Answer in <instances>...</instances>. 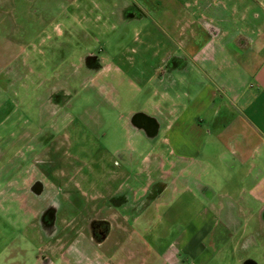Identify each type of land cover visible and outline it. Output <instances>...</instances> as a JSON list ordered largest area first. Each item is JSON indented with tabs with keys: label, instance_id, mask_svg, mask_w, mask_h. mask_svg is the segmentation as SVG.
Here are the masks:
<instances>
[{
	"label": "rangeland",
	"instance_id": "rangeland-1",
	"mask_svg": "<svg viewBox=\"0 0 264 264\" xmlns=\"http://www.w3.org/2000/svg\"><path fill=\"white\" fill-rule=\"evenodd\" d=\"M164 10L173 21L176 0H0V264H39L38 251L50 244L36 215L51 198L64 208L59 216L76 219L70 204H96L99 191L127 182L119 191L129 203L110 210L134 229L124 239L134 245L127 264H175V252L179 264H264V224L257 247L226 236L224 226L231 211L244 222L241 236L259 229L264 203L254 195L235 207L223 199V210L193 208L198 190L186 172L153 196L154 181L166 179L145 158L163 142L137 129L132 111L154 113L161 97L157 42L175 49L174 33L157 23ZM125 173L127 182L117 180ZM203 217L210 233L193 252L187 243Z\"/></svg>",
	"mask_w": 264,
	"mask_h": 264
},
{
	"label": "crops",
	"instance_id": "crops-1",
	"mask_svg": "<svg viewBox=\"0 0 264 264\" xmlns=\"http://www.w3.org/2000/svg\"><path fill=\"white\" fill-rule=\"evenodd\" d=\"M165 13L157 23L170 37L174 33L175 49L157 42L165 65L160 100L154 113L132 111L133 120L145 116L155 128L137 129L163 142L146 162L160 166V177L175 185L190 172L198 190L193 208L223 210L228 198L235 207L246 201V192L264 203V0H176L173 21ZM263 210L257 214L259 229L249 236H241L244 222L230 211L226 236L238 235L242 245L254 241L257 247ZM203 219L187 243L193 252L210 233V222ZM178 254L169 257L175 264Z\"/></svg>",
	"mask_w": 264,
	"mask_h": 264
},
{
	"label": "flooded vegetation",
	"instance_id": "flooded-vegetation-1",
	"mask_svg": "<svg viewBox=\"0 0 264 264\" xmlns=\"http://www.w3.org/2000/svg\"><path fill=\"white\" fill-rule=\"evenodd\" d=\"M133 123L140 129L144 127L145 129H143L150 133L155 130L153 121L142 115L137 116ZM130 155L133 156V154ZM125 174L117 180L125 179L124 181L127 182L131 176L130 173ZM154 182L152 192L154 198L161 195L163 197L167 186L175 185V182L167 180ZM122 184H119V190L125 188L128 182ZM31 188L37 197L44 194L45 188L40 180H34ZM116 190L108 186L99 191L100 194L96 197V199L99 198V201L96 204L87 205L85 203L77 207L70 204L68 207L71 208V212L74 208H76L75 211L78 210L76 219L59 216L60 210L64 208L52 198L47 204H43L36 219L43 230L42 237L50 245H46L47 247L41 250L40 254L38 251V263L56 264L58 261L53 259V255H55L61 258V264H127L130 257H134V245L132 243L129 245V242L124 239L133 240L134 229H129L126 226L125 221H129V218L124 213L116 216H114L115 213H110L111 209L123 208L129 203L126 194ZM118 228L121 232H126V235H122L120 240L112 238L114 231ZM56 244L58 245L57 249L54 248Z\"/></svg>",
	"mask_w": 264,
	"mask_h": 264
},
{
	"label": "water",
	"instance_id": "water-1",
	"mask_svg": "<svg viewBox=\"0 0 264 264\" xmlns=\"http://www.w3.org/2000/svg\"><path fill=\"white\" fill-rule=\"evenodd\" d=\"M262 216L264 217V210L262 211ZM243 264H258V262L254 259H247L243 262Z\"/></svg>",
	"mask_w": 264,
	"mask_h": 264
}]
</instances>
